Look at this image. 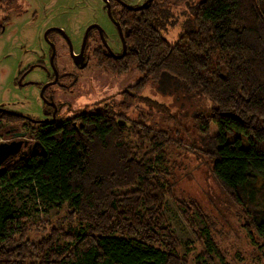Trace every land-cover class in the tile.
<instances>
[{
  "label": "trees",
  "instance_id": "trees-1",
  "mask_svg": "<svg viewBox=\"0 0 264 264\" xmlns=\"http://www.w3.org/2000/svg\"><path fill=\"white\" fill-rule=\"evenodd\" d=\"M7 2L0 0V9ZM9 19L0 16V33ZM167 24H179L173 42ZM125 25L126 54L100 66L117 75L137 71V80L118 91L119 99L72 118L26 123V152L1 168L0 264H189L177 252L165 198L185 208L193 230L190 209L200 217L202 210L173 192L166 157L172 132L153 123L156 109L166 105L146 95L152 87L161 95L179 91L211 101L208 112L193 113L198 136L191 146L209 157L211 174L239 209L248 236L264 247V0H153ZM21 120L0 111V135L12 136ZM125 128L150 142L142 158L125 142ZM13 190H27L47 207L68 203L66 222L29 238L30 213L7 196ZM195 232L205 238L199 256L206 264L213 254L228 264L209 227Z\"/></svg>",
  "mask_w": 264,
  "mask_h": 264
},
{
  "label": "rangeland",
  "instance_id": "rangeland-1",
  "mask_svg": "<svg viewBox=\"0 0 264 264\" xmlns=\"http://www.w3.org/2000/svg\"><path fill=\"white\" fill-rule=\"evenodd\" d=\"M4 15H8L10 19L0 33V103L10 104L15 111L39 119L46 115L40 91L34 81H44L48 70L44 67L36 68L26 77L23 86L18 84V77L20 71L29 62L37 60L38 54L47 48L45 28L49 25L60 26L76 43L80 40L85 26L94 20L99 21L109 33L114 31L106 16L103 0H9L0 9V16ZM178 18L181 21L185 15L181 13ZM166 28L165 35L170 41H175L179 24H167ZM95 70L98 71V77L93 76V70L90 69L80 72L77 84L69 87L74 89L73 92L69 88L58 87L59 92L74 107L82 108L87 104V109L99 97L109 94H112L111 97L119 96L116 93L121 88L135 82L139 77L137 71L120 76L105 71L102 67ZM146 95L166 105L165 111L156 109L153 123L156 128L164 127L172 132L169 137L173 142L168 147L166 157L172 172L170 179L174 185L173 192L179 198L198 202L202 210L200 217L190 209L195 220L192 222L193 230L191 222L184 216V212H187L185 208H181L174 198H165L166 220L180 240L177 252L186 255L189 264H206L207 261L199 256L204 250L205 238H197L195 230L209 227L228 264H264V247H259L248 236L239 209L211 174L209 157L199 150L195 152L194 146H191L193 138L198 136L193 113L197 108L208 112L213 106L211 101L200 96L190 98L179 91L171 95H161L154 87L147 89ZM141 111L144 115L149 113L147 108L142 107ZM17 123L21 128L14 132L24 131L22 124ZM7 127L9 122H5V128ZM14 132L12 136L7 133L0 135V141L12 139ZM123 132L125 142L135 148L139 158L151 150L150 142H142L133 130L125 128ZM28 134L29 131L26 135L29 136ZM7 196L14 201L16 207H25L30 213L27 226L31 239L46 235L50 225L57 226L66 222L68 203L47 207L44 202L31 199L27 190H13ZM212 264H222L215 254L212 255Z\"/></svg>",
  "mask_w": 264,
  "mask_h": 264
},
{
  "label": "flooded vegetation",
  "instance_id": "flooded-vegetation-1",
  "mask_svg": "<svg viewBox=\"0 0 264 264\" xmlns=\"http://www.w3.org/2000/svg\"><path fill=\"white\" fill-rule=\"evenodd\" d=\"M151 1L103 0L106 16L111 21L114 31L109 33L99 21L94 20L85 26L81 38L77 43L74 42L72 36L62 27L47 26L44 31L47 48L38 54L39 58L37 60L29 62L20 71L18 77V84L23 86L26 77L36 68L44 67L48 70V75L44 81H34L37 89L40 91L46 117L39 119L17 112L11 108L12 105L6 103H0V111L22 118L23 120L18 122L24 128V125L28 122L39 126L63 121L89 108L102 104L104 100L111 101L113 97L107 99L111 95L109 94L99 97V99L92 103L93 106L87 109H85L88 106L87 104L82 108H79V106L74 107L72 103L64 98L63 93L59 92L58 87L68 89L70 86H75L80 78V72L87 69L93 70V76L98 77V71L95 69H101L100 64L104 63L106 59L110 57H123L127 52V37L129 36L128 27L125 23L128 22V18L133 11L143 9ZM140 6L142 7L138 9L137 7ZM46 61L49 62V65H46ZM82 64H84L83 67ZM120 76L122 75L120 74ZM69 91L73 92L74 89L69 88ZM61 97L64 99H61ZM114 98L119 99V96ZM120 123L124 124L125 122L120 121ZM16 132H14V135ZM24 132L28 133V130H24Z\"/></svg>",
  "mask_w": 264,
  "mask_h": 264
},
{
  "label": "water",
  "instance_id": "water-1",
  "mask_svg": "<svg viewBox=\"0 0 264 264\" xmlns=\"http://www.w3.org/2000/svg\"><path fill=\"white\" fill-rule=\"evenodd\" d=\"M151 0H147L149 2ZM142 6L137 7L140 9ZM84 64H82L83 67ZM16 113V112H13ZM24 131L16 132L15 137L10 140L0 141V170L10 160L17 156H22L29 145V139ZM33 149L39 146V142H34Z\"/></svg>",
  "mask_w": 264,
  "mask_h": 264
}]
</instances>
